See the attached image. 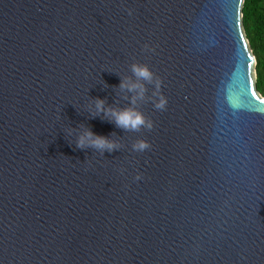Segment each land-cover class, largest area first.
<instances>
[{
  "label": "water",
  "instance_id": "water-1",
  "mask_svg": "<svg viewBox=\"0 0 264 264\" xmlns=\"http://www.w3.org/2000/svg\"><path fill=\"white\" fill-rule=\"evenodd\" d=\"M242 2L0 0V264H264V96ZM134 60L167 98L138 102L154 123L138 133L88 112L128 104ZM79 124L120 149L76 148Z\"/></svg>",
  "mask_w": 264,
  "mask_h": 264
},
{
  "label": "clouds",
  "instance_id": "clouds-1",
  "mask_svg": "<svg viewBox=\"0 0 264 264\" xmlns=\"http://www.w3.org/2000/svg\"><path fill=\"white\" fill-rule=\"evenodd\" d=\"M131 14V10H128ZM145 50L151 51L148 45L143 46ZM131 76H122L119 83V89L125 93L123 97L128 104L120 107L118 104L109 105L105 99L100 97L91 98L88 104V112L92 117H101L107 121L114 123L116 127L123 129L124 132H140L142 129L151 131L154 127L153 121L146 117L145 114L137 106L138 102L151 100L156 110L163 111L167 106V98L161 91V79L151 71L147 64L133 61L130 64ZM147 85H152L151 96L147 95ZM69 132L75 133V147L79 149L91 148L101 155L105 151L112 152L120 149V142L115 139V133L110 136H104L94 133L90 127L79 124L73 128L69 126ZM151 145L148 140L143 137H137L131 144L134 152L142 153L150 149ZM136 180L141 179L138 173Z\"/></svg>",
  "mask_w": 264,
  "mask_h": 264
},
{
  "label": "trees",
  "instance_id": "trees-1",
  "mask_svg": "<svg viewBox=\"0 0 264 264\" xmlns=\"http://www.w3.org/2000/svg\"><path fill=\"white\" fill-rule=\"evenodd\" d=\"M241 24L255 57V89L264 96V0H243Z\"/></svg>",
  "mask_w": 264,
  "mask_h": 264
}]
</instances>
